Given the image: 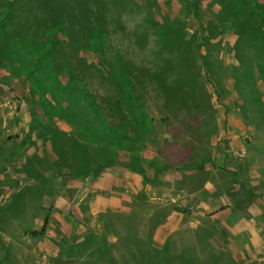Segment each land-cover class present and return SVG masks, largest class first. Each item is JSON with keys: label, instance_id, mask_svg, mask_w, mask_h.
<instances>
[{"label": "rangeland", "instance_id": "374dc122", "mask_svg": "<svg viewBox=\"0 0 264 264\" xmlns=\"http://www.w3.org/2000/svg\"><path fill=\"white\" fill-rule=\"evenodd\" d=\"M0 16V264H264V0H0ZM189 166L191 195L166 176ZM207 168L229 176L213 195Z\"/></svg>", "mask_w": 264, "mask_h": 264}, {"label": "crops", "instance_id": "0c3cea01", "mask_svg": "<svg viewBox=\"0 0 264 264\" xmlns=\"http://www.w3.org/2000/svg\"><path fill=\"white\" fill-rule=\"evenodd\" d=\"M168 141H170V140H168ZM165 150H166L167 154H169L172 158H174L175 164L178 166L183 165V163H188V162L192 161V158H194V153H195L194 142H189V143L187 142L185 144H180L178 142L177 144L176 143L174 144L171 141L170 143L165 144ZM218 157L220 158V155ZM239 161H240V158L237 159V162L240 165ZM235 166H237V164ZM240 167H241V165H240ZM240 167H233V170H234L233 172H235V175H236V173H241ZM195 173H196V170H194L193 167L191 168L189 166V167H185L184 169L177 170L175 173V176H170L168 174L166 176L169 177L170 179H171V177H174L178 182H180L179 184H181L182 190L184 192H186V194L191 195V194H194V190L192 191V188H190V190H189L187 187L189 185H192L191 178H194ZM212 174H213V172L211 171V169L207 168L205 175L209 176V179L204 183V186H203L204 187L203 189L207 190L210 195L217 193V192H215L216 191L215 189H216L218 184L220 185V183H221V185H222V183L224 181L229 180V176H226L225 178L221 179L220 181H222V182L219 183V181H214L212 179ZM231 182H232V185H234L233 191H232V193L234 195L236 192L240 191V184L238 182L236 183L233 178L231 179ZM231 182H229V183H231ZM189 183H191V184H189ZM163 190H165V189H161L158 192H161ZM168 190L172 191L171 186ZM164 195H166V193H164ZM218 195L220 196L219 200L222 203H225L226 207H227V209H221L218 212V216H220L222 213H226V211L229 210L231 207L234 208V205H232L233 204L232 202L234 201V199H232L231 195L228 193L227 190L225 192L224 191L220 192V194H218ZM209 201L210 200L206 201V203H208V205H206V207L213 205V202L210 204ZM62 207H64V206L61 205V208ZM256 211L258 213H260L259 210H256ZM238 214L239 213L237 212L236 215H238ZM255 222H258V221L255 220L254 223ZM234 223H236V225L239 223H244V217L242 215H240L239 218L237 217V220L236 219L234 220ZM232 239L234 241L239 242L240 244L243 240L248 241V237L246 238V235H244V234H240V235H237L235 237L233 236Z\"/></svg>", "mask_w": 264, "mask_h": 264}, {"label": "trees", "instance_id": "16d2710c", "mask_svg": "<svg viewBox=\"0 0 264 264\" xmlns=\"http://www.w3.org/2000/svg\"><path fill=\"white\" fill-rule=\"evenodd\" d=\"M1 23H2V20H1V16H0V37H2L3 38V35H4V30H3V28H2V25H1ZM95 36L98 38V41L100 42V41H103L104 39H103V34L102 33H100V32H98V31H95ZM96 37L92 40V42H97V39H96ZM104 55H102L101 54V56H100V59H99V62H101V63H104ZM44 229H45V227H44Z\"/></svg>", "mask_w": 264, "mask_h": 264}]
</instances>
